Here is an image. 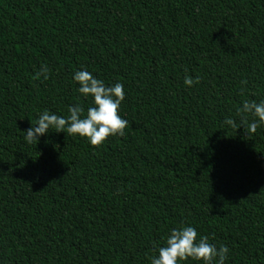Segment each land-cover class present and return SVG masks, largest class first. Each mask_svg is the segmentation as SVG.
Wrapping results in <instances>:
<instances>
[{"label":"trees","instance_id":"trees-1","mask_svg":"<svg viewBox=\"0 0 264 264\" xmlns=\"http://www.w3.org/2000/svg\"><path fill=\"white\" fill-rule=\"evenodd\" d=\"M81 70L123 84L124 135L27 143L44 111L93 106ZM245 100L264 101V0H0V264H151L185 226L225 264H264V125L246 138Z\"/></svg>","mask_w":264,"mask_h":264},{"label":"clouds","instance_id":"clouds-1","mask_svg":"<svg viewBox=\"0 0 264 264\" xmlns=\"http://www.w3.org/2000/svg\"><path fill=\"white\" fill-rule=\"evenodd\" d=\"M43 75L48 79V68L42 66L37 72L39 78ZM73 80L79 84L78 91L82 96L93 98V106L89 107L86 115L84 109L79 105L69 107L68 116L61 117L44 111L40 114L35 126H31L24 132L25 141L29 144L36 142L38 138L49 133L50 128H54L56 133L64 132L71 136L86 138L92 146H100L110 136H123L124 130L128 126V121L119 115L121 103L125 99L124 86L121 83L109 87L102 80L96 79L87 70L77 71ZM186 76L184 83L192 86L198 83ZM246 83V82H245ZM238 114L250 113L254 118L252 123L243 121L246 138L250 139L251 134L257 131L260 125H264V101L259 103L245 100L243 108L237 109ZM225 123L236 128L233 119H226ZM198 233L194 227L185 226L173 229L166 238V245L159 248L158 258H152L151 264H179L180 261L189 259L201 261L202 264H225L228 258V247L221 245L219 250L215 245L209 243L208 237L197 239Z\"/></svg>","mask_w":264,"mask_h":264}]
</instances>
